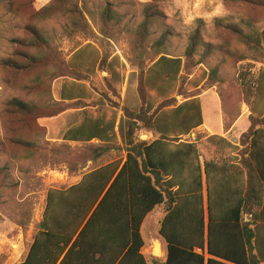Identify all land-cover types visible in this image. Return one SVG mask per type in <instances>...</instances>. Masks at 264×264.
Wrapping results in <instances>:
<instances>
[{
    "label": "trees",
    "instance_id": "16d2710c",
    "mask_svg": "<svg viewBox=\"0 0 264 264\" xmlns=\"http://www.w3.org/2000/svg\"><path fill=\"white\" fill-rule=\"evenodd\" d=\"M61 1L53 0L40 13ZM74 5V13L84 19ZM110 7L103 13L107 21L114 16ZM222 27L234 31L253 52L250 61L264 60V28L251 26L252 32L244 33L233 24ZM200 29L190 38L189 54L210 47L201 40ZM170 33H162L152 45L154 58L137 75V97L128 94L123 107L101 100L83 83L97 82L99 71L107 73L101 82L118 95L128 82L127 66L119 56L100 54L86 44L69 58L67 66L80 77L63 79L61 100L95 105L84 110L83 120L63 140L115 146L121 138L126 157L86 173L71 187L48 191L38 233L20 264H148L141 229L159 207L165 212L159 235L168 245L163 264H264V68L257 76L239 75L245 96L252 98L251 126L241 137L242 148L217 135L183 142L204 119L199 98L173 105L186 61L166 52ZM209 79L221 81L216 69L200 67L188 85L195 90ZM14 105L24 113L36 109L19 100ZM140 128L154 139H137Z\"/></svg>",
    "mask_w": 264,
    "mask_h": 264
},
{
    "label": "rangeland",
    "instance_id": "374dc122",
    "mask_svg": "<svg viewBox=\"0 0 264 264\" xmlns=\"http://www.w3.org/2000/svg\"><path fill=\"white\" fill-rule=\"evenodd\" d=\"M52 3L53 0L41 6L38 0H0V264H20L26 259L38 233L49 190L71 187L86 173L126 157L121 138L115 146L63 140L67 130L83 120L84 110L95 105L90 101L61 100L63 79L80 77L77 70L67 66L78 49L92 44L99 53L119 56L127 66L128 82L118 95L107 89V82H101L107 73L99 71L97 82H83L101 100L123 107L128 94L137 97V75L154 58L152 45L170 30L166 52L186 61L173 105L199 98L205 122L216 116L213 93H208L215 85L226 126L242 112L245 118L251 115L252 98L245 96L240 73L257 76L264 68V60L250 61L253 52L234 31L222 27L233 24L244 33H251L252 27L261 31L264 0H62L40 13ZM74 4L84 19L74 13ZM108 5L114 16L107 21L103 13ZM215 20L222 21V25ZM198 28L201 40L210 47H199L192 55L188 53L190 38ZM199 60L204 62L202 66ZM200 67L216 69L221 81L209 79L191 90L188 83ZM15 100L36 109L21 112ZM208 103L214 108L209 112ZM49 114L55 116L44 117ZM246 123L244 119L234 134ZM234 134L228 141H237ZM208 137L203 126L183 142H204ZM137 139L152 141L154 136L140 128ZM99 154L102 155L96 157ZM245 219L250 221L251 217ZM141 231L145 247L153 245L159 253L160 243L165 250L156 222L146 221Z\"/></svg>",
    "mask_w": 264,
    "mask_h": 264
},
{
    "label": "crops",
    "instance_id": "0c3cea01",
    "mask_svg": "<svg viewBox=\"0 0 264 264\" xmlns=\"http://www.w3.org/2000/svg\"><path fill=\"white\" fill-rule=\"evenodd\" d=\"M38 1H39L41 6H44L47 3H49L51 0H38ZM214 88H216V87L213 86L211 89H209L208 93H210V94L213 93V100H214L213 102L215 103V109H216L215 115L216 116L212 118L209 115L208 117H210V119L207 118V120H205L203 126L206 127L207 132L209 133V136L217 135V136H221V137L229 140V136H231L232 134L235 133V131L239 127L240 123L244 119L245 120L247 119V123L241 125V131H239V133H237V134H234V138L237 141L231 142L235 146H239L240 148H242L241 144H240L241 137L245 132H247L249 130V128L251 126V123L249 121L250 113H248L247 118H245V114H243V112H242L241 114L238 115V117H236L235 119L232 120V122L230 123L229 126H226L225 117L223 115V103H222L221 97L216 93ZM213 109L214 108H212L208 103L207 104V112L212 111ZM219 119H221L222 120L221 122H223V124L221 123L222 124L221 126L218 124ZM164 218H165V212H164L163 208H161V207L156 208L146 217L142 228H144V224L146 223V221H152V222H156V226H157L158 230H160L161 224H162V221ZM246 221H248V220H246ZM259 226H261V225H259ZM260 229H262V231L264 232V226H262ZM141 233H142V231H141ZM142 237H143V235H142ZM263 237H264V234H263ZM160 240L164 243V247H165V250H163L161 247V244L158 242L160 245V252L159 253H161V255L159 253H156L155 247L153 245H151L150 247H145V244H144L145 248L143 247V249H142V255L145 257L148 264H153L152 260L158 261L159 264H163L166 261L167 253H168V247H167L168 245L161 236H160ZM144 243H145V241H144ZM198 252L201 253L200 250H198ZM206 257L209 258L208 255H206Z\"/></svg>",
    "mask_w": 264,
    "mask_h": 264
}]
</instances>
